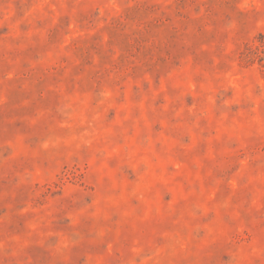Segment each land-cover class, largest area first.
I'll list each match as a JSON object with an SVG mask.
<instances>
[{"label": "rangeland", "instance_id": "rangeland-1", "mask_svg": "<svg viewBox=\"0 0 264 264\" xmlns=\"http://www.w3.org/2000/svg\"><path fill=\"white\" fill-rule=\"evenodd\" d=\"M264 0H0V264H264Z\"/></svg>", "mask_w": 264, "mask_h": 264}, {"label": "trees", "instance_id": "trees-1", "mask_svg": "<svg viewBox=\"0 0 264 264\" xmlns=\"http://www.w3.org/2000/svg\"><path fill=\"white\" fill-rule=\"evenodd\" d=\"M240 58L246 64L254 61L264 64V33H259L254 41L245 46Z\"/></svg>", "mask_w": 264, "mask_h": 264}]
</instances>
